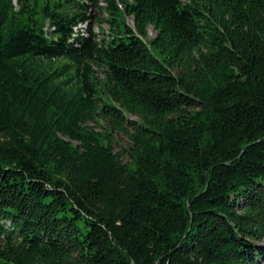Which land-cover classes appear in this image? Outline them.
Listing matches in <instances>:
<instances>
[{"label":"trees","instance_id":"trees-1","mask_svg":"<svg viewBox=\"0 0 264 264\" xmlns=\"http://www.w3.org/2000/svg\"><path fill=\"white\" fill-rule=\"evenodd\" d=\"M0 264H264V0H0Z\"/></svg>","mask_w":264,"mask_h":264},{"label":"rangeland","instance_id":"rangeland-1","mask_svg":"<svg viewBox=\"0 0 264 264\" xmlns=\"http://www.w3.org/2000/svg\"><path fill=\"white\" fill-rule=\"evenodd\" d=\"M50 1H59V0H50ZM14 3H15V1H14ZM43 4H44V0H37V5H38V7H41ZM15 5H16V3H15ZM100 6L103 7V4H100ZM128 23L131 24L130 21H128ZM45 28H46V30L49 31V24H48L47 22H45ZM103 29H104V30H107V27L104 26ZM92 31H94V32H98V30H97L96 27H93V28H92ZM148 36H149V38H153V37H154V32L152 31L151 28L149 29ZM116 139H117V143H118V144L122 145L123 147H127L128 141H127V139H126L124 136H122V135H118V136L116 137ZM116 151L122 153V155L124 156V157H123L124 162H126V161L128 160L127 157H126V155H124V153H123L122 150L120 149V146H116Z\"/></svg>","mask_w":264,"mask_h":264}]
</instances>
